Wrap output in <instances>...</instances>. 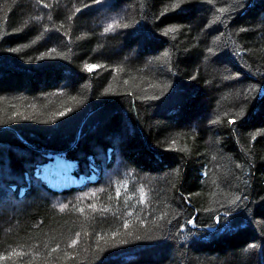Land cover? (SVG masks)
I'll return each mask as SVG.
<instances>
[{"label": "trees", "instance_id": "trees-1", "mask_svg": "<svg viewBox=\"0 0 264 264\" xmlns=\"http://www.w3.org/2000/svg\"><path fill=\"white\" fill-rule=\"evenodd\" d=\"M0 264H264V0H0Z\"/></svg>", "mask_w": 264, "mask_h": 264}, {"label": "snow or ice", "instance_id": "snow-or-ice-1", "mask_svg": "<svg viewBox=\"0 0 264 264\" xmlns=\"http://www.w3.org/2000/svg\"><path fill=\"white\" fill-rule=\"evenodd\" d=\"M97 2H98V0H97ZM77 11H79V10H77ZM220 11L223 12L224 9H220ZM112 28H113V25H109L107 28H105V32H108V31L112 30ZM166 31H175V28H169V29H167ZM13 51H15V49H13ZM53 51H54V50H53ZM95 67H99V66H97V65H85V68H86L88 71H92L93 68H95ZM61 115H64V113H61ZM72 243L75 244L76 241L74 240Z\"/></svg>", "mask_w": 264, "mask_h": 264}]
</instances>
